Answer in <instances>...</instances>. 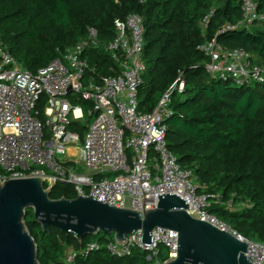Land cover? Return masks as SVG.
Wrapping results in <instances>:
<instances>
[{
  "label": "built area",
  "instance_id": "1",
  "mask_svg": "<svg viewBox=\"0 0 264 264\" xmlns=\"http://www.w3.org/2000/svg\"><path fill=\"white\" fill-rule=\"evenodd\" d=\"M237 1L241 21L225 23L219 30L250 28L264 20L254 0ZM213 13L212 9L200 20L203 29ZM115 27V38L103 46L120 65L112 75L97 74L85 54L101 45L92 27L85 39L37 71L27 69L0 41V181L42 176L46 188L64 182L86 196L94 188L95 199L141 211L156 208L159 193H177L187 200L191 216L248 243L246 255L252 264H264V242L247 239L210 212L219 195L200 192L194 171L183 167L168 145L165 121L173 113V93L184 90L183 75L162 93L152 111L141 112L139 94L147 69L143 16L131 13L116 19ZM198 49L206 56L205 68L212 78L236 86L264 85V64L245 49L226 47L217 36L205 39ZM75 124L84 127L83 133L72 129ZM142 233L135 231L126 242L113 239L105 246L118 258L135 249L144 251L149 264H164L177 256L176 230L156 228L150 245L142 243ZM102 246L93 240L79 252L69 248L65 264H73L78 253L86 256Z\"/></svg>",
  "mask_w": 264,
  "mask_h": 264
},
{
  "label": "trees",
  "instance_id": "2",
  "mask_svg": "<svg viewBox=\"0 0 264 264\" xmlns=\"http://www.w3.org/2000/svg\"><path fill=\"white\" fill-rule=\"evenodd\" d=\"M254 1L264 14V0ZM212 9L203 29L200 20ZM131 13L141 14L145 27L147 69L139 110L152 111L183 75L184 90L173 93V113L165 121L168 145L180 164L194 171L200 192L219 195L210 212L247 239L264 242V85L236 86L212 78L198 49L205 39L217 36L222 45L243 48L264 64V20L250 28L219 30L241 21L237 0H0V41L27 69L37 71L85 39L92 27L101 45L85 54L97 74L112 75L120 65L103 46L115 38L116 19ZM72 129L83 133L84 127L75 124ZM63 196H77L72 184L52 186L51 198ZM26 222L41 264H65L69 248L79 252L93 240L103 246L86 256L78 253L73 264H149L147 253L139 249L127 257L111 255L105 245L113 235L101 232L81 243L56 226L44 232L32 209Z\"/></svg>",
  "mask_w": 264,
  "mask_h": 264
},
{
  "label": "water",
  "instance_id": "3",
  "mask_svg": "<svg viewBox=\"0 0 264 264\" xmlns=\"http://www.w3.org/2000/svg\"><path fill=\"white\" fill-rule=\"evenodd\" d=\"M95 192V189H92ZM42 176L0 181V264H41L39 248L26 222L27 210L44 232L56 226L79 242L103 232L126 242L129 234L142 230V243H153L158 228L176 230L177 256L164 264H252L248 243L187 212V200L177 193H159L156 208H119L90 196L69 199L50 197Z\"/></svg>",
  "mask_w": 264,
  "mask_h": 264
},
{
  "label": "rangeland",
  "instance_id": "4",
  "mask_svg": "<svg viewBox=\"0 0 264 264\" xmlns=\"http://www.w3.org/2000/svg\"><path fill=\"white\" fill-rule=\"evenodd\" d=\"M131 205V198L128 197L127 198V206H130ZM163 249V252L166 254L167 253V249L165 247L162 248Z\"/></svg>",
  "mask_w": 264,
  "mask_h": 264
}]
</instances>
